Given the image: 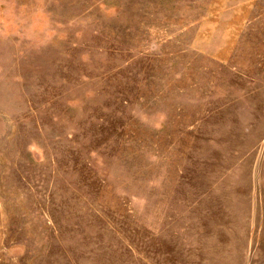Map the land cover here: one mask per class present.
I'll list each match as a JSON object with an SVG mask.
<instances>
[{"label":"rangeland","instance_id":"obj_1","mask_svg":"<svg viewBox=\"0 0 264 264\" xmlns=\"http://www.w3.org/2000/svg\"><path fill=\"white\" fill-rule=\"evenodd\" d=\"M0 264H264V0H0Z\"/></svg>","mask_w":264,"mask_h":264}]
</instances>
